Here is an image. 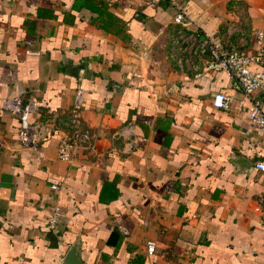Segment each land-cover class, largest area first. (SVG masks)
Wrapping results in <instances>:
<instances>
[{
  "label": "crops",
  "instance_id": "obj_1",
  "mask_svg": "<svg viewBox=\"0 0 264 264\" xmlns=\"http://www.w3.org/2000/svg\"><path fill=\"white\" fill-rule=\"evenodd\" d=\"M103 1L117 18L106 29L75 0H0V105L36 104L42 154L19 145L17 116L0 108V264H62L73 245L81 264H264V173L253 167L264 135L247 122L248 100L221 73L174 69L169 0ZM170 1L227 44L233 21L264 31V0ZM76 90L94 149L67 163L55 158L57 120ZM214 93L228 110L211 106ZM127 121L145 139L130 151L113 134Z\"/></svg>",
  "mask_w": 264,
  "mask_h": 264
},
{
  "label": "built area",
  "instance_id": "obj_2",
  "mask_svg": "<svg viewBox=\"0 0 264 264\" xmlns=\"http://www.w3.org/2000/svg\"><path fill=\"white\" fill-rule=\"evenodd\" d=\"M168 5L172 10V32L166 57L174 69L186 80L212 72L225 75L230 85L248 100V124L258 128L264 135V110L259 99V93L264 95V31L253 28L240 19L233 21L226 26V33L230 36L227 44L216 34L201 33L173 1L169 0ZM234 7V4L230 5L232 10ZM262 14L264 16V7ZM248 46H252L251 53L246 52ZM250 65H255L256 69H251ZM211 106L218 110H228L229 98L222 93H214ZM0 108L17 116L16 137L19 145L40 158L39 136L29 122V115L37 111L36 104L32 101L22 103L17 97H6L1 100ZM79 112L80 90H76L68 114L64 119L57 120L64 128L55 145V158L58 161L68 163L75 158L78 150L94 149V137L84 125ZM113 134L123 142L127 151L138 147L145 140L135 136L130 121L116 128ZM253 167L264 173V157L255 160ZM50 189H57V183H51ZM261 205L262 198H257L254 209L260 212L261 223L264 225V210ZM58 222L59 210L55 207L46 217V227L53 231ZM153 250L154 243L147 241L146 253L151 254Z\"/></svg>",
  "mask_w": 264,
  "mask_h": 264
},
{
  "label": "trees",
  "instance_id": "obj_3",
  "mask_svg": "<svg viewBox=\"0 0 264 264\" xmlns=\"http://www.w3.org/2000/svg\"><path fill=\"white\" fill-rule=\"evenodd\" d=\"M80 7L88 9L96 14V20L99 21L103 28L112 26L117 21L116 16L108 9L106 2L103 0H75L73 9L78 10Z\"/></svg>",
  "mask_w": 264,
  "mask_h": 264
},
{
  "label": "water",
  "instance_id": "obj_4",
  "mask_svg": "<svg viewBox=\"0 0 264 264\" xmlns=\"http://www.w3.org/2000/svg\"><path fill=\"white\" fill-rule=\"evenodd\" d=\"M78 67H73L71 68L72 70V75L76 76L75 71L77 70ZM231 160L234 164L240 165L244 168L249 167V162L247 160H244L242 158H239L237 156H232ZM62 264H81L80 261L77 259L76 254H75V246H71L67 253L65 254Z\"/></svg>",
  "mask_w": 264,
  "mask_h": 264
}]
</instances>
